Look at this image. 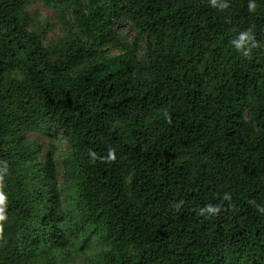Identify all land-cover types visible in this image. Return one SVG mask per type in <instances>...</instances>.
Wrapping results in <instances>:
<instances>
[{"label": "trees", "instance_id": "trees-1", "mask_svg": "<svg viewBox=\"0 0 264 264\" xmlns=\"http://www.w3.org/2000/svg\"><path fill=\"white\" fill-rule=\"evenodd\" d=\"M254 3L0 0V264H264Z\"/></svg>", "mask_w": 264, "mask_h": 264}, {"label": "clouds", "instance_id": "clouds-1", "mask_svg": "<svg viewBox=\"0 0 264 264\" xmlns=\"http://www.w3.org/2000/svg\"><path fill=\"white\" fill-rule=\"evenodd\" d=\"M211 3L213 4V6H217V0H211ZM219 7L221 8L227 7V3H221L219 4ZM248 8H249V11L255 10L254 0H249ZM232 43L235 46L236 50L239 52H242L244 56H248L251 53L252 48L256 46V41L249 33H241L239 38L236 40H233ZM6 170H7L6 165L0 168V172L6 171ZM224 198L229 199L228 194H225ZM3 199H4L3 194H0V200H3ZM176 207H179V204H177ZM256 207L258 211L264 213V205H256ZM216 211L217 209L213 205L209 204V205H206L205 207L200 208L199 214L200 215H205V214L211 215L215 213ZM0 219H3V217L0 216Z\"/></svg>", "mask_w": 264, "mask_h": 264}, {"label": "rangeland", "instance_id": "rangeland-1", "mask_svg": "<svg viewBox=\"0 0 264 264\" xmlns=\"http://www.w3.org/2000/svg\"><path fill=\"white\" fill-rule=\"evenodd\" d=\"M39 8H40V11L41 12H43V13H45V14H52L53 13V11L52 10H50V9H45V8H42V7H40L39 6ZM129 31V29L127 28L126 29V32H128ZM38 139L39 140H43V141H45V142H48V140H49V138L47 137V138H43V137H38Z\"/></svg>", "mask_w": 264, "mask_h": 264}]
</instances>
